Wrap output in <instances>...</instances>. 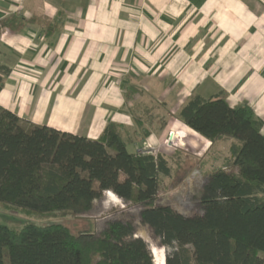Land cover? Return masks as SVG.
<instances>
[{
    "label": "crops",
    "instance_id": "obj_1",
    "mask_svg": "<svg viewBox=\"0 0 264 264\" xmlns=\"http://www.w3.org/2000/svg\"><path fill=\"white\" fill-rule=\"evenodd\" d=\"M0 65V107L90 139L114 123L130 147L135 117L160 115L163 132L199 135L175 121L194 95L248 102L264 121V0H0Z\"/></svg>",
    "mask_w": 264,
    "mask_h": 264
},
{
    "label": "trees",
    "instance_id": "obj_2",
    "mask_svg": "<svg viewBox=\"0 0 264 264\" xmlns=\"http://www.w3.org/2000/svg\"><path fill=\"white\" fill-rule=\"evenodd\" d=\"M10 72L0 65V93ZM177 118L211 149L230 140L223 165L207 168L211 149L198 160L197 172L210 176L212 193L218 194L202 199V214L185 216L159 203L161 179L172 177L171 162L180 150L139 153L129 149L114 123L90 139L34 125L2 107L0 204L37 216L83 215L113 192L109 197L119 204L141 206L142 220L160 233L164 246L174 248L166 260L160 249L163 264H264V121L248 102L231 106L219 95H194ZM144 239L120 221L99 233L78 234L61 223H31L20 230L0 224V264H155L153 244Z\"/></svg>",
    "mask_w": 264,
    "mask_h": 264
},
{
    "label": "rangeland",
    "instance_id": "obj_3",
    "mask_svg": "<svg viewBox=\"0 0 264 264\" xmlns=\"http://www.w3.org/2000/svg\"><path fill=\"white\" fill-rule=\"evenodd\" d=\"M158 87L159 86H156L154 88V92L147 91V93L143 95L142 101L147 102L148 104H153V102H150L149 98H157L159 93ZM135 111L138 112L139 110L136 109ZM151 111H155V109H151ZM159 111L163 112L162 109ZM139 115L143 120L146 119V117L142 116V113L139 112ZM151 118H160L161 120H164L163 124H166V121L169 122L172 120V117H165L164 115L156 117L152 116ZM177 119L178 118L176 117L175 121H177ZM137 120V117H135L134 128H129L125 132L127 137H129V140L132 142L129 147L131 151H139V153L152 151L154 154L161 152L168 155L174 154L177 150L182 152L176 154L174 156L175 159L171 162L173 166L172 177H162L161 179L162 185L161 193L159 194V203L170 206L185 216L202 214V199L205 197L218 196V194L212 193L211 186L213 185V182L210 179V176H203L199 174L200 172H197V169H200L197 165L198 160L207 158L206 153L211 149L210 143L200 135L189 134L187 132L188 130L182 127L178 129L179 127L176 128L172 126L171 129L163 132L162 130L165 128V125L163 126V124L155 125L152 123L151 125L146 126L147 128H144L137 122ZM191 138H194V141L196 142L194 148L189 144V139ZM135 142L140 148H136V146L133 145ZM229 142L230 140L221 141L210 150L208 156L213 159V162H210L207 165V168L211 167V164L214 166L223 165L226 158L229 157ZM145 146H148V148L145 149ZM224 169L226 171H231V167L225 166ZM109 195L110 194H108L107 191L104 194V198L96 202L93 210L83 215H74L70 212H58L37 216L27 214L26 211L22 210L7 209L0 204V224L7 225L14 230H20L23 226L31 223L43 225L49 223H61L69 227L73 233L78 234L93 229H96V232L99 233L111 222L115 221L130 223L134 226L137 236L144 238L143 233H145L148 234L149 237L151 235L153 239H155L151 242L155 250V264H163V256L160 253V248L157 246V242L162 241V236L154 227L142 220V207L139 205L131 206L129 203H126L121 199L122 202L120 201L119 204L109 197ZM102 204L108 206V208L103 209L101 207ZM163 247L165 248H163L165 254L174 250V248L170 246L163 245ZM262 257L264 259V253L262 254ZM6 261L8 262V260Z\"/></svg>",
    "mask_w": 264,
    "mask_h": 264
},
{
    "label": "water",
    "instance_id": "obj_4",
    "mask_svg": "<svg viewBox=\"0 0 264 264\" xmlns=\"http://www.w3.org/2000/svg\"><path fill=\"white\" fill-rule=\"evenodd\" d=\"M120 199V198H119ZM182 214V213H181ZM141 238H143V237H141ZM144 239V238H143ZM145 240V239H144ZM145 242L148 244V242L145 240ZM149 245V244H148ZM157 246L160 248V249H163L164 247H163V243H162V241H158L157 242ZM165 249V248H164ZM166 257H167V254H165V260H166Z\"/></svg>",
    "mask_w": 264,
    "mask_h": 264
},
{
    "label": "built area",
    "instance_id": "obj_5",
    "mask_svg": "<svg viewBox=\"0 0 264 264\" xmlns=\"http://www.w3.org/2000/svg\"><path fill=\"white\" fill-rule=\"evenodd\" d=\"M173 136H174V135H173ZM145 147H146L145 149H147V148H148V146H145ZM143 153H144V152H143ZM146 153H147V154H153V152H152V151H150V152H147V151H146Z\"/></svg>",
    "mask_w": 264,
    "mask_h": 264
},
{
    "label": "bare ground",
    "instance_id": "obj_6",
    "mask_svg": "<svg viewBox=\"0 0 264 264\" xmlns=\"http://www.w3.org/2000/svg\"><path fill=\"white\" fill-rule=\"evenodd\" d=\"M111 193H112V192H111ZM111 193H110V194H111ZM111 195H113V194H111ZM113 196H114V195H113ZM147 242H148V241H147ZM149 243H151V242H149ZM149 243H148V244H149ZM151 244H152V243H151ZM163 251H164V250H163ZM164 257H165V255H164Z\"/></svg>",
    "mask_w": 264,
    "mask_h": 264
}]
</instances>
